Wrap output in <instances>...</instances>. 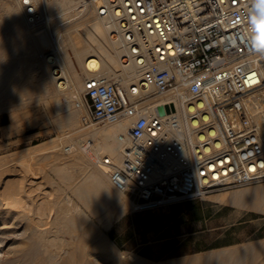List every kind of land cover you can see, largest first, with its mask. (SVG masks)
<instances>
[{"label": "built area", "instance_id": "1", "mask_svg": "<svg viewBox=\"0 0 264 264\" xmlns=\"http://www.w3.org/2000/svg\"><path fill=\"white\" fill-rule=\"evenodd\" d=\"M22 5L30 25L44 20L37 1ZM97 15L140 80L89 78L77 108L88 128L131 120L123 164H103L134 212L264 182V0H103ZM161 105L174 110L160 117Z\"/></svg>", "mask_w": 264, "mask_h": 264}, {"label": "rangeland", "instance_id": "2", "mask_svg": "<svg viewBox=\"0 0 264 264\" xmlns=\"http://www.w3.org/2000/svg\"><path fill=\"white\" fill-rule=\"evenodd\" d=\"M38 1L43 4L40 6L44 16L47 17L45 22H48V39L50 40L49 46L42 48L43 53L56 52L63 62H66L64 60L66 54L76 62L72 48L64 43L68 37L72 38V36L76 41V28L86 22L90 15L85 14L76 19V11L65 14V10L61 8L62 5L54 7L55 9L50 8L54 0ZM71 33L74 35L71 36ZM10 35L9 30L3 29L1 36L5 40L8 41ZM20 38L13 40L14 42L7 47L11 51H8L9 55L4 61L11 66V80L14 79V82L25 87V93L23 92L22 101L8 108L4 107L0 112V195H4L5 192H12V194L16 192L14 195L19 200L22 199L23 205L27 208V218L22 220L21 216L24 214L20 208L2 207L0 209L4 213L2 217L4 222L11 224L17 221V225L19 223L18 227L15 224L9 225L10 229L4 230L6 233L2 236L4 249L1 252L0 264H15L14 256L8 255L7 249L13 242H24L29 235L28 228L36 225L37 221L38 224L40 217L45 223L49 220L50 227L56 224L53 201L63 191L68 190V177L73 174L74 183L80 177L77 175L76 165L71 167V173L62 172L63 163L71 162L76 158V155L66 153L64 148L72 143L76 147L77 144L81 146L80 144L84 141L82 135L86 130L106 126L97 125L88 128L82 124L81 119L87 111L85 107L77 108V103L82 101L81 104L85 105L83 87L77 88L81 101L71 100L72 98H70L71 102L68 101L75 115L74 126L69 128L62 121L63 113L57 111L55 97L41 96L38 92V75L34 72V62L42 61L41 48L32 50L30 40ZM66 45L67 48L64 47ZM153 98L154 101L165 99L159 94H155ZM81 128L85 131L72 134L73 131H79ZM56 155L60 156V159ZM260 188H264V182L230 187L210 193L201 200L180 203L150 213L134 212L132 201L126 195L119 193L117 207L121 208L120 211H116V206L112 205H102L104 208H99L106 209L112 214L107 228L101 226L97 216L92 215L90 209L81 203L78 204L86 212L87 220L109 240L119 256L131 254L148 264L180 263V261V264H183L184 261L209 256L229 248L264 242L263 210L251 209L233 200L237 193L253 192ZM9 189L12 191H8ZM22 195L23 197H20ZM217 196H226V199L215 200ZM74 199L77 201L76 195ZM194 212L199 219L190 221V215ZM180 219L183 221L178 224ZM59 235L66 240L71 238L66 233Z\"/></svg>", "mask_w": 264, "mask_h": 264}, {"label": "bare ground", "instance_id": "3", "mask_svg": "<svg viewBox=\"0 0 264 264\" xmlns=\"http://www.w3.org/2000/svg\"><path fill=\"white\" fill-rule=\"evenodd\" d=\"M35 1L39 3L38 0ZM39 4L43 6L42 3ZM102 4L103 0H54L52 2L50 8L62 5L61 8L65 10V14L76 11V19L85 14L90 15L87 18L88 21L85 20L86 22L76 28V41L72 36L74 34L71 33L72 38L68 37L64 43L69 44L72 48L76 62L75 59L65 53L64 60L66 62H63L56 52L50 54L45 51L43 53L42 48L49 46L50 40L48 39V22H45L47 17L44 16L40 5L39 9L44 20L35 26L30 25L26 20L22 0H0V112L4 107L8 108L14 103L22 101L25 89L20 83L14 82V79L11 80V66L7 65V62L4 63L11 51L7 47L18 37L28 38L32 50L41 48L42 61L36 60L34 62V72L38 75V92L41 96L51 95L55 97L57 100L56 109L63 113L61 119L69 128L74 126L75 115L70 109L68 101L71 102L73 99L81 101L77 88H84L87 79L101 76L118 81L126 89L139 82L140 76L135 66L126 65L123 61L125 49L120 39L113 35L114 23L97 15V8ZM3 29L9 30L11 33L8 36V41L1 36ZM64 47L67 48V45ZM152 92L154 90L150 91V93ZM70 98L72 99L70 100ZM166 101L165 98L162 101H156V103H165ZM81 102L79 103L81 104ZM258 109H264V105ZM152 115L150 112L149 116ZM130 123V119H120L101 128H92L86 131L81 128L79 131L72 132L75 134L85 131L82 135L83 140L85 141L88 137L90 145L87 148H81L78 144L76 147L72 143L64 148L66 153L76 155V158L71 162L63 163L64 170L62 172L69 174L71 167L76 165V172L80 177L76 179V183L73 182L75 179L73 174L68 177V190L65 189L67 191H63L53 201V208L56 210V224L50 227V225L48 226L49 220L45 223L40 217L38 224V221L35 220L36 225L29 228L27 226L28 231L25 229L29 235L24 242L10 244L7 254L14 256L13 262L15 264H148L131 254L119 256L109 240L87 220L86 212L78 204L81 203L90 209L91 214L97 216L104 228L108 227L112 214L106 209L99 208H104L102 205H112L116 206V211L121 210L119 206L117 207L121 192L113 187L108 173L109 169L103 164V160L105 158L111 159L114 168H119L123 164L124 145L120 142L119 135L128 134ZM56 157L60 159V156L56 155ZM12 188L14 187L12 186ZM14 194L5 192L4 195H0V209L2 207L20 208L24 214V216L20 215L22 220L26 219L27 208L23 205V200H19ZM73 194L76 195L78 202L75 201ZM214 199L224 201L226 196H217ZM233 200L240 205H247L251 209L263 210L264 212V188L253 192L237 193ZM2 217H4V213L0 210V262L2 260L1 252L4 249L2 236L5 235L7 229H10L9 225H17V221L10 224L4 222ZM61 233L69 234L71 238L69 240L63 239L59 235ZM183 264H264V242L259 241L245 246L229 248L209 256L184 261Z\"/></svg>", "mask_w": 264, "mask_h": 264}, {"label": "water", "instance_id": "4", "mask_svg": "<svg viewBox=\"0 0 264 264\" xmlns=\"http://www.w3.org/2000/svg\"><path fill=\"white\" fill-rule=\"evenodd\" d=\"M170 110H174L173 109V107H171V109H170V107H168V106H163V105H161V106H159L158 108H157V112H158V115L160 116V117H165L166 115H167V113H169L170 112Z\"/></svg>", "mask_w": 264, "mask_h": 264}, {"label": "trees", "instance_id": "5", "mask_svg": "<svg viewBox=\"0 0 264 264\" xmlns=\"http://www.w3.org/2000/svg\"><path fill=\"white\" fill-rule=\"evenodd\" d=\"M198 219L199 218L197 217V214H195V212L192 213V215H190V221H196ZM182 221H183V219H180V221L178 222V224L181 223Z\"/></svg>", "mask_w": 264, "mask_h": 264}]
</instances>
